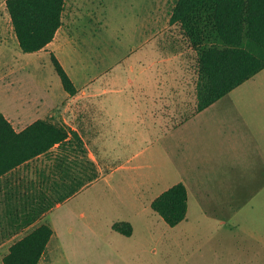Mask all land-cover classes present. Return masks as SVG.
Instances as JSON below:
<instances>
[{
	"label": "rangeland",
	"instance_id": "rangeland-1",
	"mask_svg": "<svg viewBox=\"0 0 264 264\" xmlns=\"http://www.w3.org/2000/svg\"><path fill=\"white\" fill-rule=\"evenodd\" d=\"M5 1L0 112L24 126L37 118L64 121L80 133L98 170L48 217L55 264H264L263 252L226 232L237 221L264 232V189H250L247 177L237 176L250 164L247 135H264L262 74L235 88L247 91L244 102L230 92L217 102L214 120L206 115L190 127L193 135L175 132L196 112L198 81L197 52L170 21L175 0H65L61 27L38 53L20 50ZM51 54L75 95L64 92ZM235 112L252 124L246 128ZM226 121L243 129L219 134ZM232 151L238 162L231 163ZM178 182L191 192L188 214L170 227L150 204ZM116 222L130 223L131 236L114 232Z\"/></svg>",
	"mask_w": 264,
	"mask_h": 264
},
{
	"label": "trees",
	"instance_id": "trees-1",
	"mask_svg": "<svg viewBox=\"0 0 264 264\" xmlns=\"http://www.w3.org/2000/svg\"><path fill=\"white\" fill-rule=\"evenodd\" d=\"M65 0H6L5 7L18 46L24 53L43 50L62 25ZM170 21L177 24L197 52L196 112H200L264 69V0H175ZM65 93L77 88L54 54L50 56ZM57 148L64 192L60 203L95 180L98 171L78 133L63 122L38 119L16 132L0 113V176ZM187 188L178 182L150 204L170 227L187 214ZM111 229L131 236L128 222ZM53 231L43 224L13 244L3 264H38Z\"/></svg>",
	"mask_w": 264,
	"mask_h": 264
},
{
	"label": "crops",
	"instance_id": "crops-1",
	"mask_svg": "<svg viewBox=\"0 0 264 264\" xmlns=\"http://www.w3.org/2000/svg\"><path fill=\"white\" fill-rule=\"evenodd\" d=\"M261 74L263 77L261 78L260 81H262V79L264 81V69L261 70L252 78L256 76H260ZM249 80H247L246 82H248ZM233 91H231L232 94H234L235 96V97L233 96V99H239L240 101L242 100V102L246 100L244 95L247 93V91H235V89ZM262 92L264 93V91ZM262 92L260 93L262 94ZM261 94H259L258 96L261 97ZM219 100L213 103L212 105H210L209 107H207L206 109L200 112H195L192 116H189L188 118H185L181 122L176 123L172 128L173 131L177 132L185 128V131L191 130L193 135L194 130L190 129V127H194V126L196 127L202 124V120H204V117L206 115H209V118L211 120H214L215 116L218 114L217 112L218 110L215 109V106L217 102H219ZM208 112L211 113L208 114ZM212 112H214L213 115L215 116H211ZM0 113L3 114V116L8 120V122L11 124L12 128L16 132H20L28 126V125L24 126L23 122L20 121L17 122L15 119L11 118L5 113L2 112ZM235 113H236L235 115H237L236 116L237 119H239L245 125L246 128H248V126L252 124L245 122L246 121L245 118L239 112H235ZM38 119L39 118L35 119V121ZM224 119L228 120V118H224ZM237 119L234 117L235 121L240 122ZM234 120L232 118V121ZM58 122H63L64 124H66L62 120ZM219 125L220 124H218V126ZM257 125L258 124H253L252 130L255 129ZM260 126L261 129L259 130V132H262L264 130V124ZM68 127L76 131L80 136L81 140L83 141L82 136L77 130L71 128L70 126ZM232 129L234 130L243 129V125L239 123V125L236 126L234 122L226 121L224 122L223 127L217 130H220L219 132L220 134L225 130H232ZM83 143L86 148V144L84 141ZM246 143L248 146H251L248 148H251L250 150L252 151V153L249 152L247 154L249 155L247 160H249L250 164H248L241 171L239 170L238 172L239 174L232 173L231 176H234V174L235 175L238 174L237 176L240 175L242 177H247L248 182H246L245 184L247 185L248 188L263 190L264 189V135L261 136V134L258 132H254V133L250 132V134L247 135ZM223 149L224 147L220 148L222 153H223ZM87 154L88 157L90 158L88 150H87ZM59 155H60V151L54 147L53 149H51V153L39 155L36 158L24 162L23 164L18 165L17 167L13 168L12 170L0 176V264H3V258L9 254V249L13 244L22 240L31 231H33L35 228L43 224L49 225L53 233L46 244L45 250L41 255L38 264H43V260L46 256H48L51 259L52 261V263L50 262L51 264H55L57 253L55 252L56 246H52V242L56 237V233L53 226L49 222L50 220L48 217L55 209L59 208L65 202L69 201L73 196L78 194L82 190V188H84L83 186L75 194H73L66 200L48 207L49 203L52 200L56 199L59 194L65 191V189L62 188V171L57 166L58 163L57 157ZM250 157L253 159L254 162L250 159ZM238 160H240V157H233V151H232L231 163H234V161L238 162ZM255 160H258L257 164H255ZM249 178H251L250 181ZM184 185L187 188V195H188V200H187V214H188L189 198L191 192L187 183H185ZM233 208L234 206H231V209ZM234 209H237L236 211H240L241 206L237 205ZM187 214L182 222L186 220ZM182 222H180L179 224H181ZM220 224L223 225L224 222L220 221ZM227 226L228 229H226V232L232 235V237L237 238L236 243L238 245L241 241H243L246 245L250 246L249 250H254V251L257 250L264 253V232H259L258 230H255L252 225L238 221L232 224H228ZM240 263L253 264L252 261L247 262L245 260L243 261L238 260V264Z\"/></svg>",
	"mask_w": 264,
	"mask_h": 264
}]
</instances>
